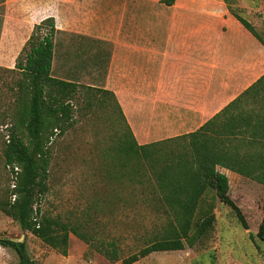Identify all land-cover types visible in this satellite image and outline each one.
Returning a JSON list of instances; mask_svg holds the SVG:
<instances>
[{
	"label": "trees",
	"instance_id": "1",
	"mask_svg": "<svg viewBox=\"0 0 264 264\" xmlns=\"http://www.w3.org/2000/svg\"><path fill=\"white\" fill-rule=\"evenodd\" d=\"M174 1L162 3L170 6ZM230 12L264 47L250 22ZM55 35L54 19H44L34 26L13 68L0 67L10 75L5 89L11 101L10 111L3 114L8 138L2 158L13 174V184L0 198V211L22 232L64 256L72 234L110 263L122 264L207 240L216 220V202L231 209L247 230L243 213L229 197L228 179L217 168L243 178L238 190L244 180L264 188V75L195 132L139 145L111 91L52 77ZM247 97L253 98L254 107L234 110ZM82 121L105 129L109 143L96 150L98 168L110 187L105 202L158 205L164 216L159 235L125 259L117 242L97 238L87 229L89 224L64 221L38 204L49 191L47 182L57 164L56 137ZM255 236L264 243V215ZM5 237L0 236V246L13 250L18 264H36L25 240Z\"/></svg>",
	"mask_w": 264,
	"mask_h": 264
},
{
	"label": "crops",
	"instance_id": "2",
	"mask_svg": "<svg viewBox=\"0 0 264 264\" xmlns=\"http://www.w3.org/2000/svg\"><path fill=\"white\" fill-rule=\"evenodd\" d=\"M21 4L22 22L4 21L3 33L28 36L35 24L52 17L56 35L75 38L71 79L55 77L51 69L52 77L111 91L139 145L195 132L264 75V47L232 15L230 0H175L170 6L162 0ZM85 40L98 46L83 48ZM83 57L94 61L86 73L79 64ZM252 100H241L234 110L254 107ZM217 170L229 188L243 179Z\"/></svg>",
	"mask_w": 264,
	"mask_h": 264
},
{
	"label": "rangeland",
	"instance_id": "3",
	"mask_svg": "<svg viewBox=\"0 0 264 264\" xmlns=\"http://www.w3.org/2000/svg\"><path fill=\"white\" fill-rule=\"evenodd\" d=\"M22 1L0 0L1 68H13L14 65L6 66L18 56L25 39L29 37L34 26L41 22L31 28L28 36L3 33L4 21L14 23L13 20L18 17L17 19L22 22L23 10L20 9ZM230 1L232 8L248 19L264 40V0ZM14 2H18L19 5ZM12 4H15V7ZM246 5H249L248 8ZM10 12L12 19H7ZM74 40V36L70 34L55 35L53 76L71 79ZM88 44L90 48L98 46L93 40L89 42L85 40L83 48ZM83 58L79 64L84 65L86 73L88 63L94 61ZM98 65L103 67L101 61ZM9 77V74L0 72V198L13 184L11 166H6L2 158V150L8 138L7 125L3 124L6 121L3 114L4 111L9 112L11 109L10 95L5 89V85L10 81ZM104 132L105 129L97 130L92 121H82L69 128L60 138L56 137L59 141L56 146L57 164L53 166L47 182L49 191L38 204L47 214L60 216L64 221L89 224L87 229L97 238L117 242L120 257L125 259L143 247L148 239L159 235L164 216L157 209L158 205L147 206L141 203L132 206L122 203L109 205L105 202L106 192L110 187L96 160L97 147L109 144ZM242 184L239 190L232 184L229 188V197L243 213L248 224L247 230L241 227L231 209L216 202L214 206L216 220L207 240L180 251L152 253L132 264H264V243L255 236L257 225L264 215V188L245 180ZM0 236L25 240L28 254L36 264H122L121 261L110 263L72 234H69L64 256L30 233L22 232L18 225L1 211ZM0 264H18V257L13 250L0 246Z\"/></svg>",
	"mask_w": 264,
	"mask_h": 264
},
{
	"label": "built area",
	"instance_id": "4",
	"mask_svg": "<svg viewBox=\"0 0 264 264\" xmlns=\"http://www.w3.org/2000/svg\"><path fill=\"white\" fill-rule=\"evenodd\" d=\"M14 170L17 171V168L15 167ZM12 187H13V185H12ZM14 197H15V196L12 197V200L14 199Z\"/></svg>",
	"mask_w": 264,
	"mask_h": 264
},
{
	"label": "water",
	"instance_id": "5",
	"mask_svg": "<svg viewBox=\"0 0 264 264\" xmlns=\"http://www.w3.org/2000/svg\"><path fill=\"white\" fill-rule=\"evenodd\" d=\"M6 238V237H5ZM14 241H16V242H21L20 240H15V239H13Z\"/></svg>",
	"mask_w": 264,
	"mask_h": 264
}]
</instances>
